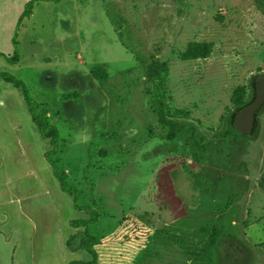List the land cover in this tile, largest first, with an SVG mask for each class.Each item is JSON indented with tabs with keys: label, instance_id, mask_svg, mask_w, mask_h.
<instances>
[{
	"label": "rangeland",
	"instance_id": "374dc122",
	"mask_svg": "<svg viewBox=\"0 0 264 264\" xmlns=\"http://www.w3.org/2000/svg\"><path fill=\"white\" fill-rule=\"evenodd\" d=\"M0 1V51L17 57H0V72L21 80L57 128L59 152L50 158L80 191L78 203L96 210L88 232L106 234L127 212H145L157 237L138 264H206V233L196 228L224 196L216 200L219 187L212 194L199 174L216 166L209 152L196 159L186 137L167 139L151 93L163 98L168 119L217 142L235 89L246 98L250 77L264 73V0H38L20 19L15 45L12 22L24 0ZM191 42L207 53L184 59ZM140 61L153 66L154 85ZM50 149L21 90L0 77V264L88 258L66 249L72 234L71 247L84 237L69 220L89 213L59 189L43 158ZM229 162L240 194L232 230L251 248L239 264H264V106ZM218 253L222 264L234 257L226 243Z\"/></svg>",
	"mask_w": 264,
	"mask_h": 264
},
{
	"label": "trees",
	"instance_id": "16d2710c",
	"mask_svg": "<svg viewBox=\"0 0 264 264\" xmlns=\"http://www.w3.org/2000/svg\"><path fill=\"white\" fill-rule=\"evenodd\" d=\"M38 0H30L26 3L22 12L21 18L31 12V4ZM40 1V0H39ZM58 1V0H47ZM15 44V38L13 39ZM207 53L206 48L201 43L191 42L189 43L187 50L183 53V58H196ZM6 61L14 63L17 61V57L7 56L0 53ZM137 59V58H136ZM138 60V59H137ZM139 61V60H138ZM144 67V73L146 78L154 85L155 84V70L150 63L140 61ZM157 72V71H156ZM264 75V73H262ZM0 77L6 82H10L15 87L21 90L23 100L27 112L30 116L32 123L38 129L39 135L49 139L51 149L43 153V158L47 160L51 167L53 176L55 177L59 189L70 195L72 200V206L75 210H87L89 213L88 218L71 219L68 224L72 228H83L84 237L75 247H71L70 241L74 238L75 234H72L66 240V248L69 251L81 250L87 255V259H73L69 260L67 264H138L144 254L149 250L152 241L157 237L156 230L152 227L151 221L147 213H133L127 212L117 222L116 226L108 233L103 235H93L88 232V226L93 224L97 219L96 210L88 205H80L78 203L80 191L78 188L72 186L66 180L67 172L64 169L58 168L55 162L50 158V154L59 152L58 149V130L49 122L47 110L39 108L38 103L32 100L28 94V91L23 82L13 75L0 72ZM249 92L247 97H243V93L240 88H236L232 94L231 100L234 105V110L229 115V124L226 131L219 137L217 142H201L200 133L189 125L186 121H173L168 119L165 113V103L157 90L151 93V104L153 112L157 117V121L160 125L167 127V139L173 140L178 136H184L187 138L186 144L197 149L198 155L196 159L203 157L202 152H209V157L215 168L210 169L207 176L201 177L208 180L210 184L211 193L215 189L219 194L216 197L224 198L219 202L214 203V206L210 208L209 214H204V224L201 227L196 228L197 233H206V240L201 250L202 257L206 264H222L219 260L218 247L221 243H226L228 248L234 253V257L227 264H239L244 255H247L250 250V245L241 239L233 230L234 227L232 215L235 208L234 200L239 196V191L233 190L231 187L232 179L230 177L231 168L234 169V163H230V157L233 156L237 139L249 138L253 136L257 127V115L264 106V100L255 112L254 126L249 136L238 134L232 126V118L235 111L248 104L253 96L255 90V75L250 77ZM193 162V159H192ZM219 164V165H218ZM214 188V189H213ZM213 190V191H212ZM215 216L216 219H211Z\"/></svg>",
	"mask_w": 264,
	"mask_h": 264
},
{
	"label": "water",
	"instance_id": "95a60500",
	"mask_svg": "<svg viewBox=\"0 0 264 264\" xmlns=\"http://www.w3.org/2000/svg\"><path fill=\"white\" fill-rule=\"evenodd\" d=\"M264 100V75L255 78V90L252 100L234 112L232 126L234 130L244 136H249L254 126L255 112Z\"/></svg>",
	"mask_w": 264,
	"mask_h": 264
},
{
	"label": "crops",
	"instance_id": "0c3cea01",
	"mask_svg": "<svg viewBox=\"0 0 264 264\" xmlns=\"http://www.w3.org/2000/svg\"><path fill=\"white\" fill-rule=\"evenodd\" d=\"M28 1H30V0H24V2H22V5H23V8H22V10H21V12H17L16 13V15H15V17H16V21H14V22H12V23H14V25L12 26V28H13V30H12V32H11V35H10V37H11V42L14 44V42H13V39L14 38H16V33H17V31H18V23H19V21H20V19H21V15H22V12H23V10H24V7H25V5H26V3L28 2ZM1 5H2V2L0 1V7H1ZM0 17H3L2 16V14H0ZM16 24V25H15ZM15 26V27H14ZM1 36V35H0ZM15 45V44H14ZM0 53H3V52H1L0 51ZM4 54V53H3ZM7 56H9V55H7ZM1 57V56H0ZM3 58V57H2ZM8 62V61H7ZM74 229H76V228H74ZM66 243V242H65ZM67 249V248H66ZM68 250V249H67ZM69 251V250H68ZM76 251H81V250H76ZM71 253L72 252H75V251H70Z\"/></svg>",
	"mask_w": 264,
	"mask_h": 264
}]
</instances>
